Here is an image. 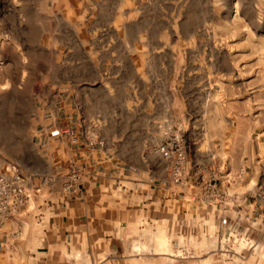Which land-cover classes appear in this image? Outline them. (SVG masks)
<instances>
[{"label": "crops", "instance_id": "0c3cea01", "mask_svg": "<svg viewBox=\"0 0 264 264\" xmlns=\"http://www.w3.org/2000/svg\"><path fill=\"white\" fill-rule=\"evenodd\" d=\"M88 1L72 0L73 24L84 17L88 23L101 18L125 24L126 11L130 16L126 0ZM131 11L139 20L138 7ZM125 54L133 59L132 81L124 78L121 62L97 66L100 82H57L38 98L31 135L0 143V160L19 163L38 189L21 212L0 224V264H190L187 255L157 252L151 233L149 247L140 245L149 230L154 240L168 237V246L161 241L159 249L186 251L194 240L197 251H214L196 264L209 258L230 264L216 251L238 245L240 264H264V196L251 192L249 176L254 143L262 147L263 138L254 137L256 119L243 108L249 98L229 87L234 96L223 101L234 112L225 113L224 121L205 115L202 126L184 107L182 82L177 87L156 77L151 60L141 69L134 60L140 51ZM143 54L151 59L165 53ZM104 68L116 73L112 79L102 76ZM175 73L182 81L184 68ZM170 115L186 130L190 174L184 184L172 181L168 161L155 150L159 124ZM94 121L102 146L84 139V128ZM73 165L83 171L76 192L64 187ZM223 168L226 176L218 177ZM228 182L234 188L221 196Z\"/></svg>", "mask_w": 264, "mask_h": 264}, {"label": "rangeland", "instance_id": "374dc122", "mask_svg": "<svg viewBox=\"0 0 264 264\" xmlns=\"http://www.w3.org/2000/svg\"><path fill=\"white\" fill-rule=\"evenodd\" d=\"M125 6L130 8V16L126 11L121 19L125 24H104L101 18L99 24L88 23L86 17L73 24L72 0H0V143L31 135L38 98L57 82L70 77L81 84L100 82L97 66L121 62L124 78L132 81L133 59L125 53L140 51L134 60L141 69L151 60L156 77H166L177 87L176 82L183 83L184 107L190 120L202 126L205 115L224 121L225 113L234 112L224 104L234 96L229 87H237V97L249 98L243 108L256 119L254 137L263 138L262 147L254 143L251 154V192L264 196V0H126ZM132 7H138L139 20L132 16ZM146 51L165 54L148 59ZM159 66L170 69L163 73ZM179 67L184 68L182 81L176 78ZM102 72L108 79L116 74L105 68ZM167 118L181 123L173 115ZM93 124L100 127L98 121ZM226 173L223 168L218 177ZM231 183L221 187V196L234 188ZM151 231L143 232L146 238L140 245L149 247L151 233L157 252L187 255L190 264L214 253L197 251L194 240L188 242L194 248L186 251L159 249L161 241L168 246L169 239L162 233L154 240ZM238 246L216 252L230 264H240L242 258L235 256L242 252ZM204 264L214 262L209 258Z\"/></svg>", "mask_w": 264, "mask_h": 264}, {"label": "built area", "instance_id": "2783aa9c", "mask_svg": "<svg viewBox=\"0 0 264 264\" xmlns=\"http://www.w3.org/2000/svg\"><path fill=\"white\" fill-rule=\"evenodd\" d=\"M162 138L155 150L169 163L170 178L177 184H184L190 174L188 144L184 126L175 119H165L160 124ZM84 139L90 146L104 145L98 125L93 124L84 131ZM83 171L70 167L64 187L76 192L81 188ZM21 165L14 161L0 160V224L13 217L34 197L35 192Z\"/></svg>", "mask_w": 264, "mask_h": 264}, {"label": "bare ground", "instance_id": "6f19581e", "mask_svg": "<svg viewBox=\"0 0 264 264\" xmlns=\"http://www.w3.org/2000/svg\"><path fill=\"white\" fill-rule=\"evenodd\" d=\"M162 249H164V250H168L167 248H165V247H162Z\"/></svg>", "mask_w": 264, "mask_h": 264}]
</instances>
